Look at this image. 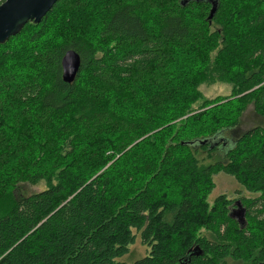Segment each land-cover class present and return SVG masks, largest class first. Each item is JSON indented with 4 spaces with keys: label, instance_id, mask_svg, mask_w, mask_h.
<instances>
[{
    "label": "trees",
    "instance_id": "1",
    "mask_svg": "<svg viewBox=\"0 0 264 264\" xmlns=\"http://www.w3.org/2000/svg\"><path fill=\"white\" fill-rule=\"evenodd\" d=\"M263 50L264 0H57L1 43L0 264H126L137 235L129 264H264V125L218 141L264 118ZM219 172L256 194L243 226Z\"/></svg>",
    "mask_w": 264,
    "mask_h": 264
},
{
    "label": "rangeland",
    "instance_id": "2",
    "mask_svg": "<svg viewBox=\"0 0 264 264\" xmlns=\"http://www.w3.org/2000/svg\"><path fill=\"white\" fill-rule=\"evenodd\" d=\"M198 90L201 91L204 99H211L216 96L228 95L230 93V86L226 83H214L210 85L200 84L198 86ZM263 123H264V118L256 115L253 106L249 105L246 108V110L242 113L239 124L232 129L223 131L219 135L218 141L220 143H224V144L226 143V145H229L227 141L232 142L243 132L247 131L248 129L252 128L255 125H260V124L264 125ZM224 151L225 149L223 147H220L217 151H215L213 158L210 160L209 159L205 160L206 156L203 154H199V157H201V159L204 161L203 165H207L213 163L214 161L220 160L222 156L219 154L221 152L223 155ZM213 182H214V188L207 196V202L209 205H211L213 203V200L218 195L221 194H225L231 200H238L239 197L256 196V194H251L245 191L244 188L239 183H237L232 176L224 172H219L213 175ZM44 188H45L44 182H40L37 185H31L29 183H21L16 187L15 193L16 195H24V194L40 191ZM204 233L206 232L204 230H201V234L203 235ZM147 253H148V247L141 243L140 237L139 235H137L135 242L129 246V252L117 258V261L129 264L143 257ZM228 264H235V263H232L229 260Z\"/></svg>",
    "mask_w": 264,
    "mask_h": 264
},
{
    "label": "water",
    "instance_id": "3",
    "mask_svg": "<svg viewBox=\"0 0 264 264\" xmlns=\"http://www.w3.org/2000/svg\"><path fill=\"white\" fill-rule=\"evenodd\" d=\"M57 0H4L0 4V44L15 35L29 21L39 23ZM214 9L210 10L208 18L212 17ZM264 59V50H263ZM80 68L79 54L69 49L61 59V78L64 83L74 81ZM229 216L238 221L240 226L245 222V209L239 200L234 202Z\"/></svg>",
    "mask_w": 264,
    "mask_h": 264
},
{
    "label": "flooded vegetation",
    "instance_id": "4",
    "mask_svg": "<svg viewBox=\"0 0 264 264\" xmlns=\"http://www.w3.org/2000/svg\"><path fill=\"white\" fill-rule=\"evenodd\" d=\"M231 209H234V206Z\"/></svg>",
    "mask_w": 264,
    "mask_h": 264
}]
</instances>
